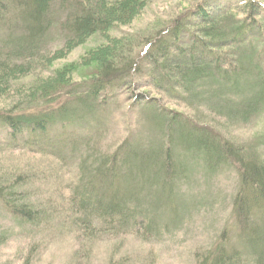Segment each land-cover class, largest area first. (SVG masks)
Masks as SVG:
<instances>
[{"label":"rangeland","instance_id":"rangeland-1","mask_svg":"<svg viewBox=\"0 0 264 264\" xmlns=\"http://www.w3.org/2000/svg\"><path fill=\"white\" fill-rule=\"evenodd\" d=\"M106 1L110 2L108 26L68 50L65 44L72 39L68 24L98 0H53L45 14L47 28L30 55L21 51L7 56L14 42L23 44L24 27L14 20L0 21V59L32 61L33 73L18 77L9 91L0 88V110L11 109L21 98L20 87L28 90L31 82L49 81L63 84L61 92L46 98H54L51 105L63 108L66 115L61 119L60 113L52 114L47 135L32 141L12 139L0 123V264H208L221 248L234 256V264H258L264 242L248 244L240 224L262 234L264 240L262 215L255 212L245 223L233 216L240 169L235 161L226 160L223 149L211 152L205 145L212 140L218 144L216 139L229 142L243 156L264 165V83L259 82L264 28L262 36L238 50L240 65L242 59L246 63L245 72L239 74L242 68L237 67L222 80L208 68L210 75L192 82L185 91L163 81L158 87L150 76L152 67L139 55L142 46L176 16L194 12L204 2ZM256 1L264 6V0ZM244 2L210 0L205 7L211 14L228 7L233 13L241 11ZM122 3H126L124 7ZM253 18L264 26V7ZM124 44L139 70L127 84H113L89 96V80L97 71V50L117 47V54H122ZM226 50L225 54L230 53ZM217 53L223 54L221 50ZM38 54L42 61L37 60ZM232 71L229 68L228 74ZM236 76V88L230 89L227 82ZM32 98L39 97L34 94ZM228 98L242 107L241 114H230L221 106V101L229 103ZM49 101L29 105L37 109ZM226 114L229 116L224 117ZM171 118L175 121L172 128L168 127ZM200 134L208 135L203 137L205 145L198 140ZM118 148L128 158L126 166H137L138 171L127 173L125 161H120V169L126 172L114 189L111 181L98 180L97 167L109 166L107 155ZM133 152L152 156L143 172ZM164 154L173 172L167 183L161 170L157 171ZM80 191L74 202L73 193ZM99 193L138 197L128 200L126 211L135 214L136 220L127 217L128 221L119 223L95 217L97 197L93 195ZM23 203L35 212L33 221L8 207Z\"/></svg>","mask_w":264,"mask_h":264},{"label":"trees","instance_id":"trees-1","mask_svg":"<svg viewBox=\"0 0 264 264\" xmlns=\"http://www.w3.org/2000/svg\"><path fill=\"white\" fill-rule=\"evenodd\" d=\"M52 1L53 0H0V21L9 22L14 20L16 23L19 22L22 28L24 27L25 29H23V44L17 45V43L14 42L15 46L10 48V53L7 54L9 58L16 56V54H19L21 51L22 53H29V55L33 53L36 41L43 35L47 28L45 14ZM202 1L204 3L197 4L194 12L189 10L185 14H179L166 28H163L162 31L159 32L154 40L146 42L142 46L139 55L142 60L148 62L152 67L153 71L150 76H152L154 83L158 85V87H161L160 83L163 81L164 83L170 84L173 88V85H175L185 91L192 82H196L197 79L210 75L206 73V69L208 68L212 70L211 74L216 73L222 80H227V77H229L228 75L234 74V70H236L237 67L242 68L239 70V74L245 72L244 64L246 63L244 59H242L243 67L240 65V59L239 56H237L239 54L238 50L240 47L250 45V42L256 39V37L262 36L263 32L260 30L264 28V26H261L260 21L256 22L253 15H257L258 8L261 7L263 9L264 6L256 0H245L241 11L236 9V11L232 13V9L228 7L226 10L211 14L205 7L210 0ZM109 3L106 0H98L95 5L87 6L80 14L71 20L68 24V28L71 32L72 39L66 42V50H68L73 43L81 42L87 36L101 31V29L108 26V16L110 13V11H108ZM125 4L122 3L121 6L124 7ZM258 23L260 25L259 27ZM125 46L124 44L120 50L122 52L125 51L122 54H117V47H101L100 50H97L98 53L96 52L97 55L95 56L97 71L95 72L94 79L89 80L90 82L87 90L89 96L98 94L99 91L107 86L130 82L128 79L131 77L132 73L139 70L135 64L134 57L128 50L129 48L127 47L126 49ZM14 47L20 49L16 51ZM104 48L105 51H102ZM226 49H228L230 53L225 54L224 52L227 51ZM219 50H221L223 54L217 53ZM62 51L63 49L61 51H56V53L59 54ZM9 58L0 59V88L3 87L4 90L6 89L8 91L9 89L11 90V86L14 84L13 81L18 77H31L33 75L31 72L32 61L28 63H14V61L11 62ZM36 58L41 61L43 59L40 54H38ZM259 65L262 66V75L259 78V82L264 83V64ZM229 68H233V71L228 74ZM34 76L41 78L40 75ZM56 79H59V76H57ZM237 79L238 77L236 76L231 81L228 80L227 86L231 87L230 89H235ZM59 83L60 82L54 83L49 81L46 84L42 82H31L28 90H23V87H20L19 96L22 99L18 98L11 109L5 111L0 110V123L4 125L6 130L8 129L7 134L11 136L12 139L16 140V138H21L30 139V141H32L35 137L46 136L49 129L52 128L51 120H49L51 115L60 113L61 119L66 116L63 108H59L58 105H51V102L55 100L54 98H46L48 96L52 97L63 90L59 88L63 84ZM34 94L39 98H32ZM261 96H264V92L261 93ZM24 98L26 99L23 100ZM44 99H46V101H51L42 106L37 105V109L29 105L33 101L43 102ZM221 103V106L225 107L230 114H235L237 112H239V114L242 113L243 109L238 106L236 101L229 99V103L225 101H221ZM54 110L58 112L53 113ZM228 116L227 114L224 115V117ZM168 121L170 123L168 127L172 128L171 125L175 122L174 118ZM24 136H26V138H22ZM203 137H208V135L202 136L200 134L198 140L205 145L206 142H204L205 140ZM216 141L218 144H215L214 140H212L208 142L205 147L208 149L209 146L211 152H217L218 147L223 149L227 156L226 160L229 161V159H231L233 163L236 162L240 169V186L233 199V216L245 223L250 220L255 212H259L262 215L261 219H263L264 223V165L256 163L254 159L247 157V155L243 156L242 150L241 152L238 151L229 142L225 141L222 143L217 139ZM123 157L127 156H125V153L121 152L120 148L113 151L112 154L107 155L106 162L109 166L104 169H102L103 165L97 167L98 180L103 183L109 180L111 181L112 187L116 189L120 180L124 178L123 172H126L122 171L119 166L120 161H125L126 166L128 158ZM133 157L138 160L142 168L141 171L143 172L145 167L151 162L152 156L149 154H141V156H138L133 152ZM156 157H158V155ZM211 158L215 161L212 155ZM232 158H234V160ZM157 167V171L161 170L163 174V182L167 183L173 175L168 156L166 157L164 154V162L157 165ZM126 170H129L127 173H132L138 171V168L137 166H126ZM90 186H92V184H88V188ZM91 189L93 191V186ZM79 194H81V191L73 193L75 198L74 202L79 199ZM93 196L97 197L93 205L95 217H98V219L101 218L104 221L108 220L112 222L117 219L119 223L123 219L128 221L127 217L131 218L133 221L136 220L135 214L129 215L126 211L129 208L128 200L129 202L137 201L138 197L128 198L125 194L120 195L116 193L107 195L99 193ZM78 203L84 205L81 201H78ZM8 207L12 212L28 221H33L35 219L36 214L28 203ZM240 225H242L241 232L245 234L248 244L257 245L259 241L264 242L262 234H257L254 229L244 228L243 224ZM261 245L262 252H259L260 256L257 259L258 264L264 261V244ZM206 262H208L207 259L203 263ZM234 263V256L221 248L212 255L208 264Z\"/></svg>","mask_w":264,"mask_h":264}]
</instances>
